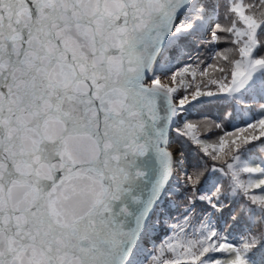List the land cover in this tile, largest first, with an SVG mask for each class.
Segmentation results:
<instances>
[{
  "label": "snow or ice",
  "instance_id": "1",
  "mask_svg": "<svg viewBox=\"0 0 264 264\" xmlns=\"http://www.w3.org/2000/svg\"><path fill=\"white\" fill-rule=\"evenodd\" d=\"M0 264H264V0H0Z\"/></svg>",
  "mask_w": 264,
  "mask_h": 264
}]
</instances>
